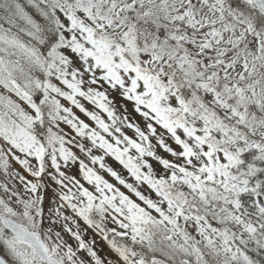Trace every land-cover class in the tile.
Masks as SVG:
<instances>
[{
    "label": "snow or ice",
    "instance_id": "obj_1",
    "mask_svg": "<svg viewBox=\"0 0 264 264\" xmlns=\"http://www.w3.org/2000/svg\"><path fill=\"white\" fill-rule=\"evenodd\" d=\"M0 264H264V0H0Z\"/></svg>",
    "mask_w": 264,
    "mask_h": 264
}]
</instances>
